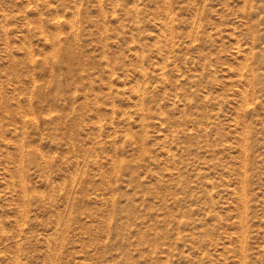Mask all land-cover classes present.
I'll return each mask as SVG.
<instances>
[{"label": "rangeland", "instance_id": "rangeland-1", "mask_svg": "<svg viewBox=\"0 0 264 264\" xmlns=\"http://www.w3.org/2000/svg\"><path fill=\"white\" fill-rule=\"evenodd\" d=\"M0 264H264V0H0Z\"/></svg>", "mask_w": 264, "mask_h": 264}]
</instances>
